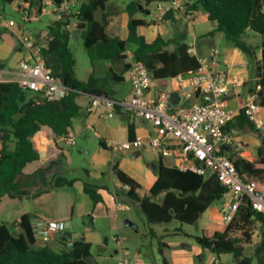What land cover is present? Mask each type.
<instances>
[{
  "label": "trees",
  "instance_id": "16d2710c",
  "mask_svg": "<svg viewBox=\"0 0 264 264\" xmlns=\"http://www.w3.org/2000/svg\"><path fill=\"white\" fill-rule=\"evenodd\" d=\"M13 3L15 0H5ZM28 6L43 8L51 2L54 8L69 0H25ZM79 13L72 14L77 21L76 29L80 32L84 46L92 60H118L129 46H133L134 60L144 62L154 79H172L187 75L199 68L197 58L190 53L188 44H177V52H169V45L159 36L148 43L137 33L138 27L145 21L135 19L136 13L150 14L151 3L165 0H131L127 5L130 15L129 33L125 40L111 38L106 32L105 23L98 19L105 13L109 0H79ZM188 9L202 10L214 24V29L207 34L213 37L222 33L241 53L257 67L263 95L260 97L264 106V0H189ZM105 16V15H104ZM70 16L64 15L48 27L50 41L44 50L46 62L54 74L61 78L70 93L60 102H43L40 95L30 97L29 92L13 83H0V201L8 196L23 199L28 196L21 184L23 169L27 164L40 159V153L34 148L32 138L40 134L42 126L50 127L56 140L70 136L73 121L80 113L76 98L84 94L103 95L96 88L94 79L82 81L77 77V61L70 47L73 33L68 26ZM250 33L260 37L259 44L247 41ZM0 39L11 46L15 45L11 35L0 31ZM261 52V58L258 53ZM59 162V160H58ZM57 161L47 168L39 169L29 177L46 173ZM242 177L264 182V148L259 150V160L242 164L235 163ZM117 179L129 187L127 200H135L144 212L150 224L170 223L178 220L182 224H196L200 216L226 192L225 186L213 173L197 174L192 171H180L177 168L159 166L157 181L148 196L141 197L137 190L139 184L127 175L118 164L113 165ZM75 180L56 176L51 182V189H65L60 195L59 208L64 218H72L75 213L77 195L74 190ZM258 184L264 192V185ZM99 186L85 182L84 191L93 204L101 201ZM165 193L162 202L155 199ZM18 232L13 234L10 225L0 226V264H98L90 252V244L74 241L72 250L59 252L48 244L38 246L31 218L23 215L18 222ZM261 227V238L255 248V259L244 255L245 244L251 243L253 228ZM240 233V235H237ZM202 248L220 256L232 254L238 264H264V213L252 209L244 198L233 222L224 230L212 235L196 236ZM163 246H165L163 244Z\"/></svg>",
  "mask_w": 264,
  "mask_h": 264
},
{
  "label": "crops",
  "instance_id": "0c3cea01",
  "mask_svg": "<svg viewBox=\"0 0 264 264\" xmlns=\"http://www.w3.org/2000/svg\"><path fill=\"white\" fill-rule=\"evenodd\" d=\"M130 2L131 0H109L105 13L98 15V19L103 20L105 23L106 32L109 37L121 40H125L128 37L130 15L127 12V5ZM156 3L154 2L147 6L150 11V14H146L147 17L141 13H136L133 16L135 19L145 21V25L138 27L137 33L139 36L144 37L148 43L155 41L161 36L165 41L169 42V45L166 47L169 52H177V44H188L190 47L195 48L199 54L208 55L211 49L216 47L214 45L216 37L225 39L222 33H217L213 37H207V34L214 29V24L208 20L207 14L202 10L189 9L187 12L170 13L167 22L164 24L156 21L154 12ZM13 4L17 5L18 8L20 7L19 4L22 6L27 5L25 0H15ZM20 9L19 11L22 12ZM55 10L58 9L55 8ZM60 13L64 16L62 12ZM0 31L11 35L12 40L15 42L14 46L5 41L3 42L4 44H0V66L6 69H15L25 57L22 48L16 40L18 32L14 29L9 30L5 28L3 23H0ZM251 38L259 39L260 37L250 33L247 41L249 42L250 40L248 39ZM226 42V45L221 50L220 63L230 71L233 77L237 75L244 76L245 82L242 87L232 91V95L228 101L230 109L234 112V119L227 126V130L232 134L235 141L224 148V153L229 159L234 163L237 162L239 165L243 162L254 163L259 160V150L264 148V135L261 131L255 129L252 122L242 112V104L245 97L255 91L257 86L260 85V77L257 76V67L252 66L248 57L238 51L232 43L227 40ZM133 49L132 45L129 46L121 54L122 59L114 61L103 60L105 63L96 64L95 67L91 68V71L85 69L78 72L76 65L77 77L82 81H87L90 78L94 79L96 88L102 90L103 96L108 98L120 100L129 97L132 92V86L128 77V69L134 59ZM258 58H261V52L258 53ZM13 60H16V63H13ZM186 78V75L170 78L168 80L171 83L164 84L160 82L164 79L158 80L152 76V87L149 95L157 98L162 94L177 91L182 97L183 91L187 90ZM93 96L95 95L82 93L76 98V102L81 110L79 115L74 119L73 128L70 132V136L75 140L74 146H68L65 139L59 138L56 140L54 131L48 126H42L40 134L32 138L34 148L40 153V159L27 164L23 169L24 175L21 178V184L27 191L28 196L23 199L5 196L0 201V216H3L0 226L8 224L10 225L11 232L17 234L19 226L14 227V225L20 221L23 215H29L31 221L34 219L69 221L71 224L69 231L72 233V238L65 241L60 233H58L53 235L48 241L38 238L37 245L48 244L54 250L63 252L73 249L74 246H71L72 242L81 241L90 244V252L98 264H116L118 259L111 255L109 256L108 244L102 240V236L105 237L107 234L106 228H102L101 230L93 228L89 230L87 236L78 237V235L74 236L73 220L78 217H85L89 221L90 227H94L97 222L106 227L110 221L109 218H114L116 219L118 231L121 230L119 225L120 213L129 209L126 197L127 190L115 176L113 172L114 164L109 176V164L111 161L113 162L119 158L121 154L127 157L132 152L133 157L139 158L144 151L143 147H146V150L149 147L144 145L137 149H119L114 151L111 149V144L113 142L123 143L132 141L138 135L147 136L153 132V128L148 122L127 113H120L111 118H105L98 113H91L89 106ZM202 101L203 99L198 98L195 101L189 100L187 102L190 105L191 103H201ZM183 102L186 101L183 99L181 104ZM261 116L264 118V106L261 109ZM158 158L159 165L156 166L157 169L153 173L154 176L146 175L145 187H147L149 193L146 192L142 195L140 180L130 176L139 184L140 187L137 193L141 197L150 194V190L157 181L158 176L156 172H158L161 164L166 168H176L174 157H161L158 155ZM54 161H57V163L46 173L29 177L39 169L47 168ZM83 161L89 164L88 167H83V165L79 164V162ZM59 175L70 180H75L74 190L77 195V201L72 218H64L59 208L60 195L66 190L51 189L53 178ZM252 180L257 182V184L262 183L261 180H256L255 178H252ZM86 181L99 186L98 193L101 196V201L95 205L84 191ZM262 184L264 185V182ZM164 195L165 193H161L157 197L158 200L157 198L155 200L162 202ZM218 200H221L220 205L212 211L218 224L209 225L204 234L212 235L217 231L212 230L214 227L223 230L220 226L219 209L224 198L222 197ZM81 202L82 204H80ZM119 205H124L125 208L120 209ZM211 206L204 213H207ZM150 233L153 237L158 236V233H155L153 229H151ZM123 240L124 238H122ZM117 243L122 245V242ZM199 247L196 251L197 255H189L186 251H182L176 254L172 260L167 255L166 246H164V249H160V254L164 258V264H195L194 257L197 256L201 259L206 253H209L208 264L215 262L217 264H224L222 259H224L225 254L218 256L202 248L200 245ZM116 253H118L117 250ZM140 257L141 255L136 253L135 259L137 261H139Z\"/></svg>",
  "mask_w": 264,
  "mask_h": 264
},
{
  "label": "built area",
  "instance_id": "2783aa9c",
  "mask_svg": "<svg viewBox=\"0 0 264 264\" xmlns=\"http://www.w3.org/2000/svg\"><path fill=\"white\" fill-rule=\"evenodd\" d=\"M81 3L79 0H69L57 9L70 16L79 13ZM188 4L189 0L158 1L154 10L156 21L164 24L170 13L187 12ZM26 19L23 16V20ZM3 25L11 30L16 23L9 20L3 22ZM16 40L25 57L15 69L0 66V83H13L22 90L37 93L43 102H60L68 96L70 88L63 84L46 62L44 50L47 45L23 32L16 34ZM188 53L197 58L200 66L186 75L187 90L183 91L182 97L186 102L201 98V103L194 102L186 106L180 103L174 106L169 102L170 93L157 98L150 96L152 73L144 62L133 59L128 69L131 95L120 100L103 95L93 96L89 111L105 118L127 113L151 124V134L138 135L128 142H113L112 150H131L146 145L161 157H174L176 168L180 171H192L201 175L208 170L215 174L226 188L224 201L219 209L220 226L224 230L233 222L244 198L249 201L253 210L264 213V192L260 190L257 182L246 181L236 164L224 153V148L235 141L227 130V126L234 119V112L228 101L232 91L242 87L245 78L242 75L233 77L221 65L222 52L217 47H213L208 55L199 54L193 47L188 49ZM260 91L261 86L258 85L255 91L245 97L242 112L255 129L264 135ZM208 94L213 96L212 100L206 98ZM65 141L68 146L75 144L71 136L65 138ZM124 188L129 190L128 186L124 185ZM119 206L120 209L125 208L124 205ZM31 224L35 236L44 241L71 228L69 221L34 219ZM17 226L18 223L14 225ZM114 240L122 242V238L118 236ZM73 245L74 242L71 243ZM116 264H131L127 250H122V257Z\"/></svg>",
  "mask_w": 264,
  "mask_h": 264
},
{
  "label": "rangeland",
  "instance_id": "374dc122",
  "mask_svg": "<svg viewBox=\"0 0 264 264\" xmlns=\"http://www.w3.org/2000/svg\"><path fill=\"white\" fill-rule=\"evenodd\" d=\"M19 6L22 12L19 11L17 5L8 3L5 0H0V23L14 20L16 25L12 29L16 30L18 33L23 32L38 38V41L47 45L51 39L49 32L47 31L48 27L62 16L60 11L55 10L51 3L47 2H45L43 8L40 9L35 6H22L21 4H19ZM23 16H26L27 19L23 20ZM144 16L147 17L145 14ZM69 22V30L74 34L70 40V47L77 59L78 72L85 69L91 71V68L95 67L96 64L105 63L103 60H95L93 62L84 46L80 32L76 29L77 21L75 17L70 15ZM248 40H250L249 42L252 44H256L257 41V44L260 43V38H251ZM3 42L4 41L0 39V44H4ZM214 42V45L220 50H222L227 43L226 40L223 38L221 39V37H216ZM13 63H16V60H13ZM160 82L164 84L171 83L168 79H164ZM28 94L30 97L35 96V94L31 92ZM182 105H189V102H183ZM145 148L146 147H143L144 151L139 158L133 157L132 152L127 157L121 154L119 158L110 162L108 169L110 176L112 165L118 163L119 168L125 173L129 176L138 178L142 185V195L146 192L149 193L147 187H145L146 175L154 176L153 173L155 170L153 169V165H159L158 154L153 152L150 148L147 150ZM79 164L83 165V167H88L89 165L86 161L79 162ZM156 174H158V172H156ZM127 202L129 209L125 212H121L119 217L120 231L117 229L116 219L114 218H109L110 221L106 227L99 222H97L94 227H90L87 218L78 217L73 220L74 236L78 235V237H83L88 235L90 229L96 228L97 230H101L102 228H106L105 230H107V234L105 237L102 236V240L108 244L109 256L111 255L119 260L122 257V250H127L131 264H164V258L160 254V249H164L163 244L167 247V255L170 260L175 258V255L182 251H186L189 255H197L196 251L200 247L196 240V236L206 233L205 231L209 225L218 224L212 211L220 205L221 200H217L212 204L209 211L204 213L198 222L193 225L182 224L178 220H173L172 222L165 224H150L144 212L141 210L140 205L135 200L128 199ZM80 204H82V202ZM2 219L3 216H0V224L2 223ZM129 222L131 224H129ZM151 229H153L155 233H158L157 237L151 235ZM212 230L218 231L219 228L214 227ZM237 235H240V233H237ZM251 235V243L245 244L244 255L255 259V248L261 238V227L256 225L253 228ZM116 236L124 238L122 245H119V243L114 240ZM116 250L118 253H116ZM136 253L141 255L139 261L135 259ZM208 254L209 253H206L201 259L195 256V264H208ZM223 258L222 261H224V264L238 263V259L232 254L227 253Z\"/></svg>",
  "mask_w": 264,
  "mask_h": 264
},
{
  "label": "water",
  "instance_id": "95a60500",
  "mask_svg": "<svg viewBox=\"0 0 264 264\" xmlns=\"http://www.w3.org/2000/svg\"><path fill=\"white\" fill-rule=\"evenodd\" d=\"M260 95H262V93H260ZM206 98L212 100L213 96L211 94H208V95H206ZM169 102L171 105H174V106L179 105L182 102V97H181L180 93L177 91L171 92L170 96H169ZM153 169L154 170L157 169L156 165H153ZM208 173H209V171L207 170V174ZM129 224H131V223L129 222ZM60 235L63 237V239L65 241L72 238V233L70 231L60 232Z\"/></svg>",
  "mask_w": 264,
  "mask_h": 264
}]
</instances>
